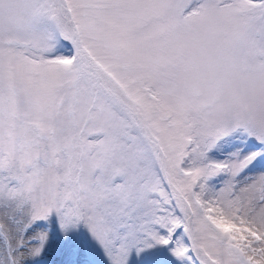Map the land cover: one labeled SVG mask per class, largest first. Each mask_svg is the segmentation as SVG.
<instances>
[{
  "label": "snow or ice",
  "instance_id": "6c2138e0",
  "mask_svg": "<svg viewBox=\"0 0 264 264\" xmlns=\"http://www.w3.org/2000/svg\"><path fill=\"white\" fill-rule=\"evenodd\" d=\"M0 264H264V0H0Z\"/></svg>",
  "mask_w": 264,
  "mask_h": 264
},
{
  "label": "rangeland",
  "instance_id": "374dc122",
  "mask_svg": "<svg viewBox=\"0 0 264 264\" xmlns=\"http://www.w3.org/2000/svg\"><path fill=\"white\" fill-rule=\"evenodd\" d=\"M50 258H52V259L57 258L54 251L50 252Z\"/></svg>",
  "mask_w": 264,
  "mask_h": 264
}]
</instances>
